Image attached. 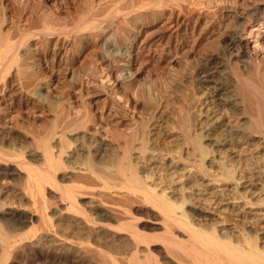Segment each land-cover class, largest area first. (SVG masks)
<instances>
[{"label":"bare ground","instance_id":"1","mask_svg":"<svg viewBox=\"0 0 264 264\" xmlns=\"http://www.w3.org/2000/svg\"><path fill=\"white\" fill-rule=\"evenodd\" d=\"M226 1L0 0V264H264V0Z\"/></svg>","mask_w":264,"mask_h":264},{"label":"rangeland","instance_id":"2","mask_svg":"<svg viewBox=\"0 0 264 264\" xmlns=\"http://www.w3.org/2000/svg\"><path fill=\"white\" fill-rule=\"evenodd\" d=\"M219 1L222 2V5H229L230 6V4H228V2L226 0H219ZM56 5L58 7L60 5V2H57ZM58 8H60V7H58ZM14 10H16V13H18L17 9H14ZM20 24L21 25L25 24L24 19L20 22ZM213 42H214L213 39H208V37L204 38L202 40V42H201V45L198 47L199 49H197L196 52L194 54H192L188 59L185 60V58H183L182 56H178L179 58H177V60H174V64H173L174 69L179 70V71L183 70V72L182 71L181 72L185 76L186 75L185 72L190 68L191 65H194V63L198 60V58H200L201 54L206 52L208 49H211V47L213 45ZM86 66H87V60H85V58H82L80 60V67L81 68L82 67L85 68ZM168 74H169L168 71L161 72V73L154 72L152 74H148L146 72L140 78V83L142 85H146V84H149L152 81L159 80V79L167 80L168 77H169ZM184 80H185V78H184ZM184 83H186V81H184ZM177 87H179V85H177ZM64 88H65V86H61L60 85L58 92L63 91ZM78 92L79 91H75V93L71 94V96H70L71 101L73 103L76 102L77 100L80 101V96H79ZM176 93H171L169 96H167V99H168V102H170V103L175 102L176 105L178 106L177 102L180 101L181 97L185 98V92H178L177 94ZM75 112L76 113H80L81 112L80 114H83L84 108H83L81 102H79L78 105H75ZM168 112H169L170 115L173 116V113H174L173 109L169 108ZM148 113H150V111L149 112H144L142 115L138 114L137 116L132 115V113H128V115L127 114H121V115L117 114V115L110 116V118H108L106 120L105 119H101L99 117L95 124H96V127L99 128L105 135H106V133L109 134V131L111 130V127L113 128V126H115V124L120 125L119 126V130L120 131H124L126 135H131L130 131H133V128H135V125H134L135 123L134 122H137V120H146V119H148L149 118V114ZM35 116H39V114H36ZM31 118L32 117H30L28 114L20 113V114L11 115L8 118V120L12 119V120H14V123H17V125L19 127H23V126L28 125L30 122H32ZM133 119H135V121ZM127 131H128V133H127ZM215 216L217 217L218 215L216 214ZM261 229H263V227H261Z\"/></svg>","mask_w":264,"mask_h":264}]
</instances>
